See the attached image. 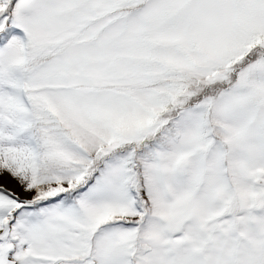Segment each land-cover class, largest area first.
I'll return each mask as SVG.
<instances>
[{
    "label": "snow or ice",
    "instance_id": "1",
    "mask_svg": "<svg viewBox=\"0 0 264 264\" xmlns=\"http://www.w3.org/2000/svg\"><path fill=\"white\" fill-rule=\"evenodd\" d=\"M0 264H264V0H0Z\"/></svg>",
    "mask_w": 264,
    "mask_h": 264
}]
</instances>
